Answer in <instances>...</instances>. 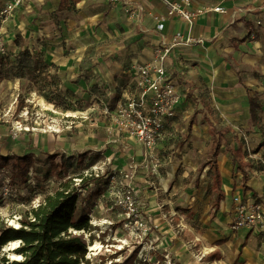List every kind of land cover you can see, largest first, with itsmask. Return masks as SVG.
<instances>
[{"label": "rangeland", "instance_id": "374dc122", "mask_svg": "<svg viewBox=\"0 0 264 264\" xmlns=\"http://www.w3.org/2000/svg\"><path fill=\"white\" fill-rule=\"evenodd\" d=\"M79 2L59 12L54 7L56 0H48L17 15L11 26H24L22 36L18 28L5 29L11 57L0 60V155L30 153L36 163L25 183L16 178L8 185L9 171H0V230L19 227L21 216L37 207L62 181L71 178L77 185V177L83 175L94 179L79 189L76 210L88 215L92 231L72 234L85 240L89 264H121L137 248L134 264H213L204 256L219 238L228 241L221 249L224 257L220 264H237L230 254L237 252L231 236L241 230L230 226L235 188L229 193V186L223 183L228 197L219 210L214 209L211 170L200 166L208 159L214 141L207 120L226 138L227 144L221 141L222 153H229L225 146L240 145L244 155L252 157L247 158L249 162H254L253 153L260 149L264 159L260 67L244 75L246 81L251 74L257 76V83L248 86L252 95L258 94L262 106L254 126L246 120L247 104L241 105L235 94H227L229 103L223 101L225 89L207 88L201 81L197 89L183 85L185 100L165 151L157 162L146 160L131 178H125L135 163L142 161L140 147L117 130L104 108L128 82L124 72L137 60L128 55L130 47L148 43L140 44L142 38L132 28L124 29L117 17L109 16L112 6L107 0ZM21 54L25 57L20 58ZM18 65L21 78L9 71ZM28 67L34 71V80L27 76ZM187 67V76L194 78L196 68ZM44 70L50 72L47 79L41 76ZM44 83L47 85L42 86ZM241 93L240 89L239 97ZM193 114L196 124L187 134ZM51 155L62 163L56 170L50 168ZM217 162L224 174L221 159ZM113 169L117 183L109 186L106 174ZM58 172L64 176L62 180L56 177ZM127 190L132 192L136 215L126 221L123 205ZM96 241L101 251H89ZM6 249L0 248V257L11 262V251Z\"/></svg>", "mask_w": 264, "mask_h": 264}, {"label": "crops", "instance_id": "0c3cea01", "mask_svg": "<svg viewBox=\"0 0 264 264\" xmlns=\"http://www.w3.org/2000/svg\"><path fill=\"white\" fill-rule=\"evenodd\" d=\"M47 1L48 0H31L26 4L27 9L25 8L18 11L15 18H17L19 13L31 12L33 9L44 5ZM168 1L180 2L181 0ZM190 1L193 7L196 5H203L208 8L219 6L224 8L226 12L224 14L207 13L198 17L191 25L177 17L168 18L163 23L164 29L162 31H157L154 17L164 15L166 12V7L162 0H120L119 3L115 4L111 3L109 0L106 2V4L112 6L108 11L109 16L117 17L120 26L124 29L132 28L135 34H138L139 37L142 38L140 44L148 43L150 46L148 47V44H142L139 48L137 44L132 45L128 55L134 56L137 60L130 64L128 68L135 63L144 64L149 62L158 45L162 43L171 44L176 35L183 36V38L190 37L194 40H202V43L199 44L195 42L190 46L176 45V47L172 48L168 56L167 71L170 78L179 86V90L182 94V102L177 108L175 117L165 124L164 137L157 145L158 148L156 152L158 157L165 151V147H167V142L171 136L169 132H171L170 130L176 124L179 110L184 103L185 92L182 90V87H184L183 85L197 89L201 81L207 88L212 87L214 89L218 87L219 89H225L226 96L223 98V101H228L230 103L227 94H235L239 98L237 101H239L241 105L247 104V110L245 112L249 126H254L258 120L251 123L248 112V98L256 94L252 95L248 86L252 87L257 83L255 78L257 76L251 74L250 78L246 81L244 75L253 68L260 67L259 73L263 75L261 77L264 79V25H256V21L258 20L264 24V0ZM79 3L81 2L77 4ZM57 6L58 0H56V5L54 7L57 9ZM134 6H141L144 8V11L138 13L135 17H130L124 10L126 7ZM52 11H55V9ZM14 20L15 19L7 21L2 27L4 30L6 27L18 28L22 36L24 33V26L21 24L17 27L14 25L11 26ZM46 61H48L47 58ZM189 65H193L194 70L196 68V76H193L194 78H192V76H187L190 73V71H186ZM198 66L201 67L202 70L199 69ZM127 70L124 72V75H126L125 77H127ZM49 74V71L44 70L42 75L47 76ZM197 74L201 77L200 79L195 78L198 77ZM129 84L130 79L128 78V82L119 87V93L123 87ZM240 89L242 93L239 97ZM186 91L188 92V90ZM259 103L261 104L260 100ZM207 122L209 123L208 133L212 138L220 137L221 141H225L226 138L224 134H219L211 122H209V120H207ZM195 124L196 121L192 127L195 126ZM213 129L215 130V136L212 135ZM225 144H227L226 141ZM225 149H227L229 153H222L220 149V153L217 157V159L220 158L222 161L224 172V174H221L222 184L224 183V185L230 187H227L229 193L232 192L234 186L235 191L233 193H235V195L240 194L242 198L248 202L254 201L260 203L264 208V159L261 157L260 152L262 149L253 153L254 162H249L247 160V158L252 160V157L245 156L240 145H238L237 148L225 146ZM231 154L245 167V172L248 175L246 186L250 189L246 194L242 193V174L233 167ZM258 161L262 164H258ZM227 197L228 195L226 194L225 199H227ZM245 229L246 228H243L238 231L237 234L231 236L230 242H236L237 245V252L230 253L233 261L237 262V264H264V223L263 227L258 231L247 232V229ZM219 239L220 240L212 241V243H215L212 245L213 248H211L210 254L204 256L213 261V264H220L221 258L224 257L222 256L221 249L224 248L228 242L221 240L222 238Z\"/></svg>", "mask_w": 264, "mask_h": 264}, {"label": "built area", "instance_id": "2783aa9c", "mask_svg": "<svg viewBox=\"0 0 264 264\" xmlns=\"http://www.w3.org/2000/svg\"><path fill=\"white\" fill-rule=\"evenodd\" d=\"M31 0H0V59L9 54L7 32L2 25L9 20L15 19L16 13L27 9ZM111 3H119L120 0H109ZM166 7L164 15L154 17L156 30L164 29V21L168 18L177 17L191 25L198 17L207 13L224 14V8L205 7L193 4L190 0L170 2L162 0ZM130 17L137 16L143 12L141 6L126 7L124 10ZM257 26H262L259 20ZM202 43V40H194L190 37L176 35L171 44L162 43L158 45L152 59L144 64H133L127 70V77L130 84L121 89V98L112 109L105 106V111L112 116L113 125L121 133L131 139L135 145L140 147L142 161L135 163L133 170L125 175L131 178L138 167H141L146 160L150 163L157 162V145L164 137L165 124L175 117L177 108L182 102V94L179 86L169 76L167 71V59L172 48L176 45L190 46L194 43ZM109 186L116 185L117 171L113 169L106 174ZM123 205L126 221L132 220L136 215L132 192L126 191ZM233 214L230 223L232 230L243 228H262L264 223V208L260 203L248 202L241 195H234L232 198ZM137 224L138 221H135Z\"/></svg>", "mask_w": 264, "mask_h": 264}, {"label": "trees", "instance_id": "16d2710c", "mask_svg": "<svg viewBox=\"0 0 264 264\" xmlns=\"http://www.w3.org/2000/svg\"><path fill=\"white\" fill-rule=\"evenodd\" d=\"M78 2V0H58L57 10L59 12L67 11ZM9 54L0 60L10 59L11 54ZM23 57L25 56L21 54L20 58ZM9 71H12L17 78L23 77L19 65L10 68ZM27 76L35 79L34 71L30 70V67L27 68ZM41 76L47 79L46 75ZM45 85L47 84L44 83L42 86ZM120 98L121 92L107 106L112 109ZM248 112L251 123L259 118L262 106L259 103L258 94L249 96ZM194 123L195 115H192L188 122L187 134L191 131ZM212 135L215 136L214 129ZM220 149V137H214L208 159L200 167V169L208 167L211 170V188L215 193L212 206L216 210H218L220 203L225 200L222 176L217 165ZM55 159V156H48L50 168L54 170L62 165V163L55 162ZM35 163V156L30 153L22 156L0 155V171L2 169L9 171L8 185L13 184L16 178H20L23 183L27 182L29 169L33 168ZM232 165L242 174V193L246 194L250 189L246 186L248 175L245 172V167L236 160L234 155H232ZM56 174L59 180L64 177L60 172ZM92 178L79 176L77 177L79 180L77 185L75 184L76 181L71 178L62 181L52 194L42 199L37 207L29 209L21 216L19 227H3L0 230V248L11 241H19V247L14 250V253L19 255L21 259L9 262L8 258L2 256L0 257V264H89V260L85 258L87 254L85 240H83L82 235H73L72 232L90 233L92 231L88 215L76 210L80 197L79 189L83 188L87 182L90 183ZM89 236L92 238L91 234ZM137 249L121 264H134L137 260Z\"/></svg>", "mask_w": 264, "mask_h": 264}, {"label": "bare ground", "instance_id": "6f19581e", "mask_svg": "<svg viewBox=\"0 0 264 264\" xmlns=\"http://www.w3.org/2000/svg\"><path fill=\"white\" fill-rule=\"evenodd\" d=\"M19 241H11L4 247L7 248L6 250L11 251L9 253L11 259L13 260H19L20 256L14 253V249L18 246ZM9 247V248H8ZM89 251H101V244L96 241L94 244L89 245Z\"/></svg>", "mask_w": 264, "mask_h": 264}]
</instances>
